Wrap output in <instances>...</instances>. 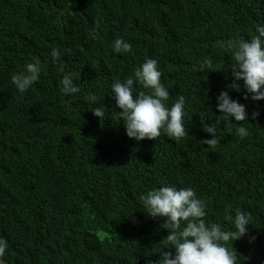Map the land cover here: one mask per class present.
I'll return each mask as SVG.
<instances>
[{
  "label": "trees",
  "instance_id": "trees-1",
  "mask_svg": "<svg viewBox=\"0 0 264 264\" xmlns=\"http://www.w3.org/2000/svg\"><path fill=\"white\" fill-rule=\"evenodd\" d=\"M95 24L100 28L94 33ZM264 24V0H0V239L6 264H155L167 231L139 197L160 186L191 187L206 223L231 229L237 264L264 261V100L229 96L248 121L217 123L216 97L231 83L227 41ZM121 37L125 54L110 45ZM61 58L53 63L50 52ZM67 50V51H65ZM36 58L38 81L19 93L11 76ZM157 61L170 106L185 97V137L129 138L110 84ZM210 60L213 70L199 71ZM80 89L64 96L63 75ZM147 92L134 85L133 95ZM89 93L96 101L87 99ZM104 105L101 119L91 112ZM258 112L255 119L251 113ZM247 135L240 138V125ZM212 128L217 140L207 145ZM227 210V211H226ZM255 237L251 240L250 237Z\"/></svg>",
  "mask_w": 264,
  "mask_h": 264
},
{
  "label": "clouds",
  "instance_id": "clouds-1",
  "mask_svg": "<svg viewBox=\"0 0 264 264\" xmlns=\"http://www.w3.org/2000/svg\"><path fill=\"white\" fill-rule=\"evenodd\" d=\"M99 28L100 25L95 24L93 32ZM255 33L249 39L227 41L233 61L230 68L233 79L226 85V90L220 91L216 97L215 107L219 115L215 117L217 123L223 121L230 130L233 123L248 121L249 113L244 104L229 96V90L239 92L242 82L245 100H264V24L256 26ZM110 47L115 54L131 51V45L121 37L114 39ZM61 55L58 48H53L50 52L53 63ZM205 69L215 71L210 60L199 65V71ZM40 73V62L33 58L21 72L11 76V82L22 94L38 81ZM76 75L68 73L61 77L59 89L64 96L79 93L80 89L74 83ZM161 75L157 61L146 58L131 76L122 81L114 80L110 84V95L115 100V106L120 109L118 115L127 137L137 141L156 139L163 132L175 141L187 134L183 123L185 97L179 95L170 106H165L164 101L168 100L170 93L161 82ZM134 85L142 86L147 92L134 96ZM87 99L95 102L96 96L89 93ZM91 112L101 119L104 117L105 107H93ZM258 115V112L251 113L253 119ZM204 130L211 134V138L205 140V143L216 144L213 129L209 127ZM235 132L240 138L247 135L243 124ZM139 200L142 211L151 218H162L160 228L167 231L155 264H237L233 242L248 234L249 219L245 213L236 211L234 215L226 214L225 218L231 222L232 227L225 230L219 223L205 222L203 218L207 215L206 206L191 187L160 186L148 190ZM250 239L254 240L255 237ZM7 247L6 241L0 239V264H6L4 256Z\"/></svg>",
  "mask_w": 264,
  "mask_h": 264
}]
</instances>
